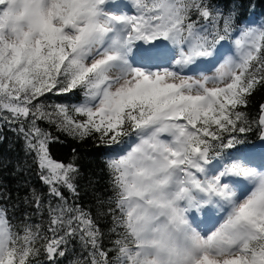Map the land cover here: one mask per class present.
Masks as SVG:
<instances>
[{"label": "snow or ice", "instance_id": "obj_1", "mask_svg": "<svg viewBox=\"0 0 264 264\" xmlns=\"http://www.w3.org/2000/svg\"><path fill=\"white\" fill-rule=\"evenodd\" d=\"M247 7L0 0V120L19 126L57 201L47 232L26 215L15 229L0 207V264H63L76 238L87 255L71 264H264V104L257 120L241 110L264 89V22L241 24ZM75 90L80 103L45 110L47 94ZM38 120L127 146L107 165L111 250L97 220L67 203L80 167L51 157L56 137ZM28 203L39 212L44 201L33 191Z\"/></svg>", "mask_w": 264, "mask_h": 264}, {"label": "trees", "instance_id": "obj_2", "mask_svg": "<svg viewBox=\"0 0 264 264\" xmlns=\"http://www.w3.org/2000/svg\"><path fill=\"white\" fill-rule=\"evenodd\" d=\"M210 2L227 14L233 3H239L240 0H210ZM243 2L248 7L243 10V15L240 17L241 24L249 18H257L260 22H264V0H251V3L249 0H243ZM81 100H83V93L75 90L60 96L54 93L47 94L43 103L46 105L45 110L50 111L51 108L47 107L49 105L55 103L73 105ZM261 104H264V89L256 91L250 98L247 109L241 110L248 113L250 120H257ZM37 126L56 137L49 145L50 155L55 161L64 164L75 161L80 167L82 178L78 181V197H74L66 189L64 195L69 205H78L97 220V226L104 233L102 243L105 250H111L113 242L117 239V233L111 231L113 227L111 216L105 215L108 210V200L112 195L111 175L107 165L113 157L112 152L116 148L121 149V146L108 148L99 144L94 138L75 139L58 131L54 124H49L45 120H38ZM18 127L0 120V193L4 194L0 197V207L7 208L15 229L22 228L21 221L26 215L30 223L39 224L42 230L47 232L48 208L49 205L56 206L57 201L49 196L48 187L41 182L38 175L39 169L34 162V153L28 152L25 137L17 130ZM24 127L27 129L28 125L25 124ZM247 135L249 144L256 143L258 133L255 126H253V132ZM33 191L38 193L44 201L39 212L32 211L35 205L28 203ZM48 235L51 234L48 233ZM68 250V256L63 264H71L73 259H83L87 255L78 238L68 244ZM111 254L114 256V251Z\"/></svg>", "mask_w": 264, "mask_h": 264}, {"label": "rangeland", "instance_id": "obj_3", "mask_svg": "<svg viewBox=\"0 0 264 264\" xmlns=\"http://www.w3.org/2000/svg\"><path fill=\"white\" fill-rule=\"evenodd\" d=\"M253 19H255V18H249V19L245 20V22H244L243 24H248V22L251 21V20H253ZM255 20L257 21V23H260V20H259V19L256 18ZM229 46H230V45H229ZM234 51H235V50L233 49V52H234ZM208 74H211V72H209ZM81 101H82V100H81ZM81 101H80V102H81ZM80 102H79V103H80ZM77 104H78V103H77ZM126 147H127V146H124V145L121 146V148H124L125 150H126ZM120 150H121V149L118 150V149L116 148V149L112 152V153H113V156H114V155H118V154H122V152H121ZM202 219H203V216H202V215H197V220H198V221H200V220H202ZM211 226H212L211 223H208L207 225L202 224V225H201V228H203V229H207V228H210Z\"/></svg>", "mask_w": 264, "mask_h": 264}, {"label": "water", "instance_id": "obj_4", "mask_svg": "<svg viewBox=\"0 0 264 264\" xmlns=\"http://www.w3.org/2000/svg\"><path fill=\"white\" fill-rule=\"evenodd\" d=\"M259 117V116H258ZM257 143H258V137H257Z\"/></svg>", "mask_w": 264, "mask_h": 264}]
</instances>
